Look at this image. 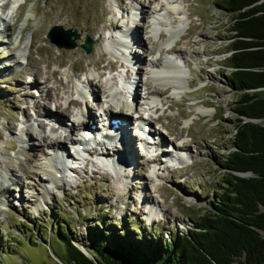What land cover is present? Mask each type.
Returning <instances> with one entry per match:
<instances>
[{"label":"rangeland","instance_id":"obj_1","mask_svg":"<svg viewBox=\"0 0 264 264\" xmlns=\"http://www.w3.org/2000/svg\"><path fill=\"white\" fill-rule=\"evenodd\" d=\"M217 1L166 0L168 3L161 6L160 32L179 16V22L174 24L179 26L174 29L189 33L171 45L180 50L169 51L182 65L178 66L183 72L181 78L188 82L189 89L185 93L157 94L149 104L153 105L150 111L136 110L130 115L128 134L136 154L130 159L137 162L135 167L131 165L117 173L95 162V153L80 150L71 154L69 143L74 130L70 128L74 120L81 123L87 118V110L95 120L87 122L86 127L102 120L103 108L118 115L115 112L119 108L113 101L127 96V82L133 86V94L131 82L136 75L132 65H127L119 49L114 46L112 51L108 45L114 41L109 36L110 27L125 29L130 25L135 4L132 0H26L21 7L7 10L8 21L0 30V264L64 263L63 245L55 238L60 228L74 236V243L83 251L91 250L90 231L97 230L127 239L142 253L147 244L168 241L172 234L189 229L195 217L204 212L223 184L221 156L229 151L234 125L232 107L238 97V92L227 85L232 70L227 60L234 39L230 38L232 15ZM64 8L66 23L62 25L51 12ZM52 25L74 30L78 35L73 40L75 46L65 49L49 42L45 34ZM147 25L141 27L140 35L146 46L152 47V41L146 38L151 34ZM19 30L22 34L17 42ZM85 35L92 39L88 53L79 45ZM146 46L141 42L132 47H136L134 54L144 60L134 96L137 103L144 101L147 89L157 86L146 80V65L152 57ZM99 53L105 54V62L114 61L115 65L111 69L96 68L93 61ZM88 78L96 86L93 96L85 92ZM58 80L65 86L57 87ZM108 86L113 91L111 96H107ZM132 86L127 88L131 90ZM47 92L52 96L48 102ZM72 100L79 102L72 104ZM154 105L158 107L155 111ZM39 106L48 110L49 116L42 115ZM57 106L67 111L63 117L53 110ZM141 113L146 125L163 138L162 153L158 155L152 156L151 147L138 144L139 129L132 123ZM155 115L160 116V125L153 120ZM260 123L264 126V120ZM41 134L46 142L60 141L63 153L73 158L69 163L72 168H67L65 175L60 172L59 178H48L39 172L38 179L31 180L21 168L28 162L21 159L11 171L9 156H16L21 147L26 149L31 142L37 162L44 159L45 152H51ZM173 143L185 153L186 161L179 167ZM111 146L108 152L115 154L118 149ZM95 148L98 152L106 149ZM22 185L21 196L18 192Z\"/></svg>","mask_w":264,"mask_h":264},{"label":"trees","instance_id":"obj_2","mask_svg":"<svg viewBox=\"0 0 264 264\" xmlns=\"http://www.w3.org/2000/svg\"><path fill=\"white\" fill-rule=\"evenodd\" d=\"M217 4L232 15L227 85L238 92L229 151L221 156L222 186L189 229L147 244L142 253L127 239L97 230L90 231L91 250L83 251L60 228L55 238L64 264H264V0Z\"/></svg>","mask_w":264,"mask_h":264},{"label":"bare ground","instance_id":"obj_3","mask_svg":"<svg viewBox=\"0 0 264 264\" xmlns=\"http://www.w3.org/2000/svg\"><path fill=\"white\" fill-rule=\"evenodd\" d=\"M20 1L21 0H19V2ZM145 1H147L145 3L148 4L149 6H147L145 3H143L142 0H132V2L135 4L134 7L136 8V11H134V15L131 18V24L124 26L125 29H123L122 27H120V28L116 27L114 29H113V27H110V29L112 30L110 32V35H112L113 30L117 29L116 31L117 32L121 31V35L124 38V44H122L120 46V48L123 52H121L120 54L123 55L125 61L127 62V65L128 64L132 65V69L135 71L136 76L132 80L133 83L131 82V84L134 85V90H133V94L131 95V99H132V101H134V96L136 93H138L137 90H138L139 84L141 82L140 81L141 80L140 79V70L142 69V67H141L142 65H140V63L144 60H141L138 56H136L134 54L135 48L137 46L134 48H132V47L134 45L140 44L141 42H143V44L146 46V43H145L144 39L142 38V36L140 35V32L142 31L141 27L145 23L148 24L147 27L150 29L151 34L146 38H150V40L152 41V44H151L152 47L146 46V48H147L146 51L150 50L152 57L149 60L148 65H146L147 66L146 70H147V75H148L146 77V80L149 83L150 82L156 83L157 86H154L155 89H147L146 95L144 96L145 99L143 98L144 102L147 103V102H154L156 100L157 94L163 95V94H165L167 92H171V91H175V93H176V91L177 92L179 91V93H183V92L185 93L189 89L188 88V82L186 81V83H185L184 81H182L181 77L183 75V72H182V69L178 67V66H182V65L179 63V61L177 62L178 65L176 66V65L171 64L164 56L165 51L167 52V51L176 50V49H177L176 51L180 50V47L174 48L173 46L171 47V45L175 41H177V42L182 41L183 38L185 36H187L189 33L186 32V33L182 34L181 32H179V30H176V28L172 29L168 33H164L163 31L160 32L159 28H161V23H160L161 22L160 21L161 15L157 11L166 2V0H145ZM167 3L168 2H166V4ZM166 4H164V5H166ZM151 6H152V8H151ZM19 7H21V5H19ZM158 7H160V8H158ZM51 13L58 20L59 24L63 25L66 23L65 18H63L66 16L65 15V8H64V11L58 12V11L53 10ZM17 15L18 14H16V17H17ZM155 15L157 16V18L155 17ZM152 20H155L157 22H152ZM176 25L174 27H178L179 23ZM7 27L10 28V25H7ZM118 29H119V31H118ZM19 31H20L19 32L20 37L19 38L17 37L15 39V41H17V42L20 41L21 34H22V31L21 30H19ZM177 36H178V38L176 39ZM1 41H6V40L4 38H2ZM114 46H115V48H117V45H114ZM117 49H119V48H117ZM137 54H139V53H137ZM106 60L107 59L105 57V54L99 53L97 58L93 61V64L99 70L110 68V67H113L115 65L113 63L114 61L113 62L112 61L105 62ZM183 62H184V60H183ZM120 65H121V63H120ZM188 71H189V68H188ZM31 83L36 85V81H34V80H31ZM57 84H58L57 87H59V85L65 86V85H63L64 83L61 82V80H58ZM87 85H88V87L84 86L86 94L88 96H91V95L93 96L92 93L96 90V86L94 85L93 80L88 78L87 79ZM54 89H57V88H54ZM106 92H107V96H111L113 91L108 86L106 89ZM45 96L47 98V102L50 100V98L52 99L50 92H47V94ZM38 102H40L39 99L37 100V103ZM78 102L79 101H76V102L73 100L71 101L72 104H75V103L78 104ZM113 102L115 104V107L119 108L115 112L118 115L114 116L113 111L103 108L102 120H100L98 124L95 123L96 124L95 127L97 129H100V128L105 129L106 131L104 133V137L109 141V146L114 144V146L118 150L115 154H113V151H111V154H110V152L101 153V151L100 152L97 151V152H95V154H96V156H98L101 159L100 161H97V163L99 165H101L104 169H106L109 172L117 173L122 168H125V167L129 168L131 165H133V167L136 166V162H137V161H135L136 159L135 158H134L135 160L130 159V157H136V154L134 153V151L132 149V139L130 138L131 136H129V134H128L130 129H129V126H127L128 125L127 124L128 119L130 118V115L136 111V103L134 105L133 103L128 102L127 99H125V97L124 98H117V100L113 101ZM42 106H45V104H42ZM42 106L41 107L39 106L40 107V113H42V115H48V110L44 109V107L42 108ZM53 110L57 111V113H59L60 117H63V115H65L67 113L66 110H62L58 106L55 107V109H53ZM87 112H88L87 118L84 119V121L82 120V122L79 123L77 120H74V122L71 123V128H70L71 131L76 130V129L77 130H80V129L83 130L85 128V122L87 123V122H92L95 120L94 119L95 117L93 116L91 111L87 110ZM144 112L145 111H143V113ZM200 112L205 113V110H200ZM60 117H59V119H61ZM138 117L139 118H137V119H140L139 120L140 125L139 126L137 125V129L141 130L142 126L146 125L147 123L144 120L142 113L139 114ZM110 118L118 120V122H116V128H115L114 133L108 132L109 128L113 126L111 123H108L109 121L106 122ZM129 121H130V119H129ZM156 133L151 132L150 135L153 136ZM41 136H42L41 138H42L43 143L46 145L47 148L51 149L50 150L51 152H45L44 159L40 162H37V159L34 158L35 157L34 152H33L34 148H32L33 143L31 142V144L28 146V148L23 149V147H21V150L16 152V156L14 154L12 156H9V159L7 162H8V168L11 169V171L14 170L13 167L15 166V164L17 162L19 163V160H21V159H23L25 162L26 161L28 162V163L26 162L27 163L26 165L21 164V168L23 169L24 175H27V176L29 175V177L27 179H30V177H31V180H35V179L37 180L38 179L37 175L39 172H42L48 178H54L55 172L59 171V170L61 171L63 169V167L61 166L62 155H64L63 151L61 149V147H63V145H61L60 141L57 139H50V141L46 142V139L44 138L45 135L41 134ZM158 137H160L159 139L161 141H163V138L161 136H158ZM29 139H30V136H29ZM71 141H72V137H70V144H71ZM111 142H112V144L110 145ZM118 142H120V143H118ZM76 144L77 143H75V145ZM172 146L175 149L174 158H175V160L178 161L176 163H177V167H179V165L185 163V161H186L183 157V156H185V153H184V151L181 152L179 150L178 144L173 143ZM160 153H162V152L160 151L159 153L158 152L152 153V156H153V154L158 155ZM103 156L105 157V159ZM153 159H154V157H153ZM173 160H171V161H173ZM174 163H175V161H174ZM174 165H176V164H174ZM133 167H132V169H133ZM121 171H123V170H121ZM40 179H42L41 176H40ZM4 189H6V192L10 191V188L8 186H5ZM22 189H23V185L19 188V192H18L21 196L23 194ZM150 207H149V210H150Z\"/></svg>","mask_w":264,"mask_h":264},{"label":"water","instance_id":"obj_4","mask_svg":"<svg viewBox=\"0 0 264 264\" xmlns=\"http://www.w3.org/2000/svg\"><path fill=\"white\" fill-rule=\"evenodd\" d=\"M45 37L48 39L49 42L53 43L57 47H62L65 49L72 48L75 46L74 39L78 38V35L75 33L74 30L70 29H63L59 25H52L48 28V31L45 34ZM92 44V39L85 35L83 41L79 44L80 47L88 53L90 51ZM244 120H250L255 122V119H249L243 117ZM239 176H249L250 172H235ZM64 264V263H62Z\"/></svg>","mask_w":264,"mask_h":264}]
</instances>
